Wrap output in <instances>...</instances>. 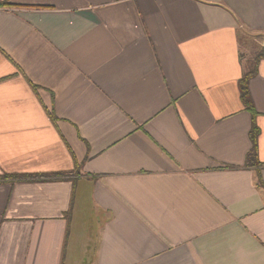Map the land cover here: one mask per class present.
I'll use <instances>...</instances> for the list:
<instances>
[{
	"label": "crops",
	"instance_id": "1",
	"mask_svg": "<svg viewBox=\"0 0 264 264\" xmlns=\"http://www.w3.org/2000/svg\"><path fill=\"white\" fill-rule=\"evenodd\" d=\"M254 45L264 0H0V264H264Z\"/></svg>",
	"mask_w": 264,
	"mask_h": 264
},
{
	"label": "trees",
	"instance_id": "2",
	"mask_svg": "<svg viewBox=\"0 0 264 264\" xmlns=\"http://www.w3.org/2000/svg\"><path fill=\"white\" fill-rule=\"evenodd\" d=\"M255 55L256 56L252 60L249 70L244 72V74L242 75L239 81L241 99L245 107L251 113V116H252V126L250 130L252 146L246 157L248 165H256L257 163H260L257 157L258 155V136H259V129L256 123L257 110L255 108L254 101H253L251 91H250V79L253 77L254 74H256L258 64L260 60L264 57V47L260 49V51L257 52V54Z\"/></svg>",
	"mask_w": 264,
	"mask_h": 264
},
{
	"label": "rangeland",
	"instance_id": "3",
	"mask_svg": "<svg viewBox=\"0 0 264 264\" xmlns=\"http://www.w3.org/2000/svg\"><path fill=\"white\" fill-rule=\"evenodd\" d=\"M255 46V45H254ZM251 47V46H250ZM257 46H255V47H251L250 49H251V51L248 53V59L249 58H251L252 60L254 59V57L256 56L255 55V53H257L258 51H260V49H262V48H256ZM244 51H245V49H244ZM250 59V60H251ZM252 60L251 61H248V63L251 65V62H252Z\"/></svg>",
	"mask_w": 264,
	"mask_h": 264
}]
</instances>
